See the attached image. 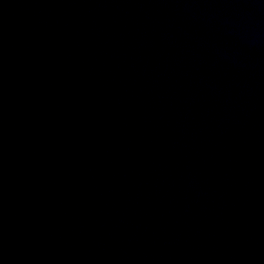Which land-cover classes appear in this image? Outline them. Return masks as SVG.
I'll use <instances>...</instances> for the list:
<instances>
[{"label": "water", "instance_id": "1", "mask_svg": "<svg viewBox=\"0 0 264 264\" xmlns=\"http://www.w3.org/2000/svg\"><path fill=\"white\" fill-rule=\"evenodd\" d=\"M0 264H264V0H0Z\"/></svg>", "mask_w": 264, "mask_h": 264}]
</instances>
